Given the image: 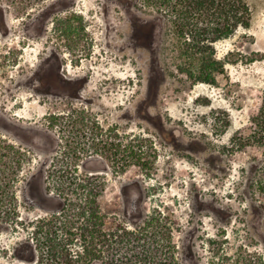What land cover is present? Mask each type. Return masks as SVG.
<instances>
[{"label":"rangeland","instance_id":"374dc122","mask_svg":"<svg viewBox=\"0 0 264 264\" xmlns=\"http://www.w3.org/2000/svg\"><path fill=\"white\" fill-rule=\"evenodd\" d=\"M250 2L208 83L175 67L142 0H0V264H51L89 194L104 230H143L152 260L264 264V0Z\"/></svg>","mask_w":264,"mask_h":264},{"label":"trees","instance_id":"16d2710c","mask_svg":"<svg viewBox=\"0 0 264 264\" xmlns=\"http://www.w3.org/2000/svg\"><path fill=\"white\" fill-rule=\"evenodd\" d=\"M142 6L166 19L165 44L172 45L170 59L175 67L196 81L208 83H216V74L224 65L216 57V42L233 36L240 28L249 29L252 21L250 0H142ZM254 121L264 133V96ZM89 195L76 214L78 220L86 217L87 225L80 228L79 235L72 227L64 230L68 239L65 244L58 243L59 248L54 247L51 264H94L106 252L103 258L107 264H172L169 258L157 261L148 256L154 246L140 244L143 230L130 231L122 226L112 232L104 230L99 196ZM62 197L64 202L71 201L68 196ZM75 236L82 242L78 252L72 254L68 245Z\"/></svg>","mask_w":264,"mask_h":264},{"label":"flooded vegetation","instance_id":"af4514ba","mask_svg":"<svg viewBox=\"0 0 264 264\" xmlns=\"http://www.w3.org/2000/svg\"><path fill=\"white\" fill-rule=\"evenodd\" d=\"M7 19V18H6Z\"/></svg>","mask_w":264,"mask_h":264}]
</instances>
